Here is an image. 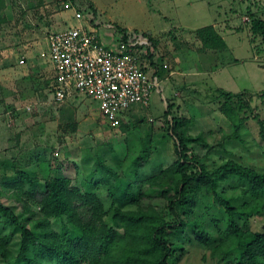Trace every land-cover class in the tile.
<instances>
[{
  "label": "rangeland",
  "instance_id": "1",
  "mask_svg": "<svg viewBox=\"0 0 264 264\" xmlns=\"http://www.w3.org/2000/svg\"><path fill=\"white\" fill-rule=\"evenodd\" d=\"M65 1L0 0V203L40 238L46 230L64 234L68 216L46 218L42 202L45 182L66 178L72 188L97 195L103 219L118 234L123 253L139 248L135 236H141L145 226L167 223L176 226H166L163 238L178 248L170 264H224L221 251L236 239L228 236L223 202L204 184L195 183L186 200L176 204V213L169 207L182 180L175 168L179 141L172 127L174 120L182 121L189 156L208 172L235 161L264 173V43L256 36L257 53L251 24L244 21L251 12L264 19L263 6L257 0H211V8L201 0H94L99 13L73 2L65 16ZM55 10L63 11L59 29L50 25ZM215 21L229 32L230 52L204 49L196 34ZM73 26L97 31L108 48L123 36L120 29L149 41L150 56L143 61L158 63L161 73L153 68L159 84L147 106L134 104L111 122L98 102L85 95H74L63 104L54 101L53 66L45 60L36 70L33 62L48 50L50 33ZM8 56L18 61L24 56L25 64L8 66ZM233 58L238 61L211 76ZM217 85L241 93L228 103L242 120L238 129L223 113L225 100ZM197 170L191 168L188 174ZM218 188L240 209L248 210L245 204L257 200L246 183L233 177L220 181ZM257 197L261 213L250 219L236 217L244 231L264 232V192ZM118 210L146 212L148 217L140 226H127ZM195 221L210 234L209 244L193 230ZM138 243L142 248L151 244L141 239ZM21 246L20 227L0 210V264H22ZM37 256L45 264H57L48 252L32 247L29 257Z\"/></svg>",
  "mask_w": 264,
  "mask_h": 264
},
{
  "label": "trees",
  "instance_id": "2",
  "mask_svg": "<svg viewBox=\"0 0 264 264\" xmlns=\"http://www.w3.org/2000/svg\"><path fill=\"white\" fill-rule=\"evenodd\" d=\"M250 18V28L253 35L251 36V42L255 45L254 50L257 51L256 36L260 35L262 43H264V19L253 12L250 13ZM120 30L126 34L123 29ZM196 34L204 49L230 52L226 41L214 25L199 28L196 30ZM237 61L233 58L230 61H224L223 64H231ZM152 65L156 69V74H158L160 66L158 63ZM218 91L225 100L223 113L234 122V126L238 129L239 125L242 124V120H237V116L231 112L228 103L240 97L241 93L235 94L223 89ZM260 98L264 99V93L260 95ZM174 123L172 132L179 141V145L176 146L179 160L175 164V168L180 172L182 180L176 188V199L169 200L171 211L176 213V204L181 205L186 200V192L192 189L195 183L204 184L225 205L229 216L228 236L236 239V244L232 243L226 246L224 251H221L224 264H264V232L244 231L236 221L238 215L250 219L263 211L259 210L257 196L260 192H264V173L235 161H228L212 172H208L206 166L196 164L189 156L190 149L185 142L184 130L181 129L182 121L174 120ZM195 167L198 170L188 174L189 170ZM228 177L246 183L250 193L257 198V200L254 199L245 204L249 207L248 210L235 207L233 202L219 191V182ZM26 178L33 184L39 183L38 178L29 176ZM45 188L46 196L42 202L44 215L46 218L68 216V230L64 234L46 230L41 232L43 237L40 238L39 234H35L25 223H22L12 210L0 203L1 212L12 225H16L21 229L20 257L22 258V264H45L38 256L35 258L29 257V251L32 247L42 252H48L52 261L57 264H170V259L175 256L177 246L165 241L163 234L166 226L173 229L176 225L172 227L167 223L163 225L153 223L145 226L144 233H140L141 236L139 237L135 236L137 239L135 243L139 248L133 253H123L119 248L118 234L114 229L107 226L103 219L104 207L95 193L87 192L84 194L78 189L72 188L71 181L66 178L48 180L45 182ZM82 210H85L86 214H83ZM117 213L122 215L121 219L127 226L136 224L140 226L145 217H148L146 212H121L118 210ZM181 224L185 225L180 221ZM192 227L202 243L209 244L211 242L210 234L199 221L192 222ZM140 239L142 241L148 240L151 243L150 246L142 248L138 243ZM0 253H2L1 247Z\"/></svg>",
  "mask_w": 264,
  "mask_h": 264
},
{
  "label": "built area",
  "instance_id": "3",
  "mask_svg": "<svg viewBox=\"0 0 264 264\" xmlns=\"http://www.w3.org/2000/svg\"><path fill=\"white\" fill-rule=\"evenodd\" d=\"M72 9L71 0L64 3ZM81 19V14L77 13ZM251 22L249 16L244 17ZM49 48L40 57L54 68L53 99L63 104L74 95L98 102L100 111L114 122L134 104L147 106L159 79L143 60L151 44L141 35L123 34L113 48L105 46L97 31L73 26L48 36ZM150 56V55H148ZM25 64V59L19 61Z\"/></svg>",
  "mask_w": 264,
  "mask_h": 264
},
{
  "label": "crops",
  "instance_id": "4",
  "mask_svg": "<svg viewBox=\"0 0 264 264\" xmlns=\"http://www.w3.org/2000/svg\"><path fill=\"white\" fill-rule=\"evenodd\" d=\"M172 2H174V0H171ZM258 1V5H260V6H263V8H264V0H257ZM76 3V5H77V7H79L80 8V6H83V4L82 3H84V8H86V7H88V8H90V9H92V10H94V12L95 13H99L98 12V10H100V6L98 5L99 3L98 2H95L94 0H72V3ZM201 2L203 3V5L206 7V8H211V0H201ZM73 3V4H74ZM173 4H175V6L176 7H178V4H176V3H173ZM220 7H222L221 5H220ZM64 15L66 16L67 15V9H66V12L64 13ZM49 17H50V21H51V23H50V25L51 26H56V28L58 27V25H61V23H62V21H63V11L62 12H59V10H58V12H56V10L54 11V13H52V14H50L49 15ZM59 21V22H58ZM211 25H214L215 26V28H216V30L218 31V33L224 38V40L226 41V43H227V45H228V48H229V50L231 49L230 48V46H229V42L227 41V39H226V36H227V34H229V32H226L225 30H221V28H219V27H221V26H219L218 27V25H217V22L215 21L213 24H211ZM60 28V27H59ZM59 28H57V29H59ZM188 30V29H187ZM59 31V30H58ZM251 36V35H250ZM100 37V36H99ZM101 39V38H100ZM101 41H102V39H101ZM102 43H103V41H102ZM117 43V42H116ZM115 42L113 43V44H111V45H109L110 46V48H113L114 46H115V44H116ZM104 44V43H103ZM47 45H48V48H49V43H48V41H47ZM47 45H46V47H47ZM106 46V45H105ZM13 54H14V52H13ZM24 59H25V57L24 56H22ZM39 60L37 61V60H35L34 62H33V65H34V67H35V69L36 70H39L40 69V65H43V63H45V60H43V59H41L40 57L38 58ZM4 63H6V65H8V66H10L11 64H18V66H19V61L17 60V57L15 58L14 56H8V57H6L5 59H4ZM29 61V60H28ZM35 63V64H34ZM153 63H156V62H154V61H152L151 63H149L150 65H151V68H149V71H150V73H152V74H154V69L153 68H155L152 64ZM233 63H231V64H223V65H219V67H217L214 71H211L210 73H211V76H217V74H219L221 71H223V69H226L227 67H229L230 65H232ZM221 68H222V70H221ZM159 70V69H158ZM54 73H55V71H54ZM155 73H156V70H155ZM160 73H161V70H160ZM163 74V73H162ZM161 74V75H162ZM157 77H158V75H156ZM212 78V77H211ZM216 80H217V78H216ZM217 87L218 88H220V89H223V90H225L226 91V89L225 88H222V87H220V86H218L217 85Z\"/></svg>",
  "mask_w": 264,
  "mask_h": 264
}]
</instances>
